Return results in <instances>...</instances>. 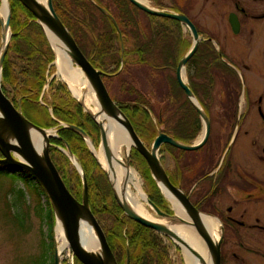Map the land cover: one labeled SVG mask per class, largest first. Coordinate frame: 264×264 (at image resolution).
<instances>
[{"label":"trees","instance_id":"16d2710c","mask_svg":"<svg viewBox=\"0 0 264 264\" xmlns=\"http://www.w3.org/2000/svg\"><path fill=\"white\" fill-rule=\"evenodd\" d=\"M149 1H153L157 8H165L164 0ZM9 5L11 37L1 70L3 93L14 107L36 126L45 129L57 128L59 139H53V144L61 148H64V143L67 144L82 168L87 183L89 208L105 235L116 263L125 264L128 251L129 264H171L168 247L164 242L166 238L129 220L123 214L115 201L106 175L88 151L82 137L59 125L63 123L76 126L89 137L93 135L90 131L98 133L95 123L71 97L66 86L55 78L48 81L54 54L42 27L17 0H9ZM52 6L85 58L94 68L105 74L102 80L111 99L127 117L142 142L150 144L157 133H165L164 125H167V122L166 119L163 121V109L168 102L165 84L168 86L170 119L172 117L177 121L180 108L184 105L187 111L186 119L191 118L192 112L194 123L198 122L197 112L189 105L174 76L169 77L164 69V18L140 11L129 0H52ZM99 8L104 9L114 19L116 26ZM212 52L210 48L202 53L204 65L202 64L199 71L203 76L209 72L208 60ZM45 85L47 89L43 91ZM235 87L239 88V85ZM191 88L198 96L205 113L209 114L216 103L213 85L191 84ZM232 104L235 107V100ZM174 124L178 125L177 122ZM188 128L190 130V127ZM197 128L198 126L193 129L192 135H183L179 126L173 127L171 134L177 141L185 144L187 142L183 140L184 137L191 135L189 137L191 138L196 135ZM207 147L209 148V142ZM164 150L162 145L159 153L162 154ZM171 150L178 156L185 157L189 154L174 147H171ZM49 156L67 190L80 202L81 179L68 158L57 148L50 149ZM178 156L177 166L180 162ZM132 157L143 169L142 177L149 188L148 198L160 210H166V213L170 214L150 177L145 161L135 149H132ZM178 170L177 168V173ZM17 173L21 176L0 172V178L13 177V183L19 181L39 200L38 215L47 226V233H41V244L50 254L52 260L50 264H53L52 209L41 185L26 171L17 170ZM192 177L193 181H189L187 192L197 180L201 178L211 180L207 176ZM180 180L178 173L176 181ZM15 191L13 194L15 202L20 206L26 205L24 191L19 189ZM24 214L27 219V213ZM14 222L20 227L24 226V218L19 214L14 217ZM75 264L81 263L75 259Z\"/></svg>","mask_w":264,"mask_h":264},{"label":"flooded vegetation","instance_id":"af4514ba","mask_svg":"<svg viewBox=\"0 0 264 264\" xmlns=\"http://www.w3.org/2000/svg\"><path fill=\"white\" fill-rule=\"evenodd\" d=\"M228 1L233 8L227 16L232 37L223 41L216 33L207 34L191 16L190 8L182 6V0L179 1L181 4L175 0H164L165 11L184 15L192 23L199 40L196 49L189 55L194 45L191 30L182 23L164 18L165 72L169 77L174 76L189 105L197 112L179 86V80L192 92L209 121V133L200 148L194 151L182 150L189 153L185 157L175 155L171 150L173 146L169 144H163L165 150L159 154L170 183L185 194L193 207L210 215L218 224L220 264H264V0ZM230 15L236 17L237 27L230 24ZM210 48L213 52L208 60L209 72L203 76L199 71L203 64L202 53ZM186 55L189 57L177 74L178 65ZM202 83L212 84L214 88L216 103L209 114L205 113L191 88V84ZM235 85H239V88ZM241 85L245 87L242 89ZM167 87L165 84L169 102ZM46 89L47 85L43 91ZM233 100L236 102L235 107ZM168 102L163 109V121L166 119L167 122L163 134L177 141L171 134V128L179 126L183 135H192L193 129L198 126L196 135L184 137L183 140L188 144L177 142L184 145L200 142L205 128L198 112V122L194 123L192 112L191 118L187 120V111L183 105L175 121L172 117L170 119L171 108ZM241 125L246 137L236 144V130ZM50 143V149L58 147L53 144V138ZM177 156L180 160L178 166ZM130 161L129 158V164ZM177 168L181 182L176 181ZM0 172L21 176L10 167H2ZM192 176H207L211 180L201 178L187 192L189 181H193ZM163 200L170 212L167 214H173L170 208L172 205ZM163 212L166 213V210Z\"/></svg>","mask_w":264,"mask_h":264},{"label":"water","instance_id":"95a60500","mask_svg":"<svg viewBox=\"0 0 264 264\" xmlns=\"http://www.w3.org/2000/svg\"><path fill=\"white\" fill-rule=\"evenodd\" d=\"M17 1L34 16L36 22L42 27L54 54L53 63H55V53L48 32L63 45V49L69 57L70 65H75L82 72L87 84L91 87L95 94L101 113L104 116L113 117L129 137L131 141V148H134L144 159L150 176L162 197L169 203L170 201L165 193H168L171 197H173V199L179 203L183 209L188 220L177 218L175 216V212L171 215L163 212L148 198V196L147 204L149 208L154 212L158 219H165L167 221V225L149 221L136 214L126 203L122 202L118 198L107 172L101 167L100 163L91 151V144L87 141V139H89L87 134L76 126L63 125V128H67L79 134L87 144L90 154L95 158L96 162L105 173L111 186L115 201L122 210L123 214L129 220L145 228L151 229L157 234L171 240L175 245L177 243H182L184 245L186 244L175 233L173 226L179 223L191 225L198 235L205 241L212 257V264H220V237L215 243L211 241L210 236L201 225L200 215L203 213L199 212L191 205L188 198L178 187H175L170 183L158 157L159 149L163 144H169L179 150L194 151L205 143L209 133V121L197 103L192 92L178 79L179 86L185 91L187 98L195 107L204 124V136L200 142L192 145H184L175 141L166 134L159 132L153 139L151 146L147 148L135 133L127 117L111 99L102 80V76L105 74L94 68L93 65L85 58L66 27L57 17L52 6V0H46L45 5H41L36 0ZM129 2L140 11L148 15L158 18L173 19L186 25L191 30L194 37V45L189 55L192 54V51L196 49L199 40L195 28L184 15L151 8L135 0H129ZM99 10L103 14L107 15L113 25L116 26L114 19L108 15L104 9L99 8ZM10 14L11 10L8 3L6 20L3 22L0 19V154L2 156V159H0V168L10 167L14 170L26 171L41 185L46 194L54 217L53 242H55V246L57 244L56 228L59 226L69 250L79 263L117 264L100 225L91 213L88 204L87 183L85 175L82 171V168L77 163L76 158L71 153L69 147L64 143L65 150H59L68 158L71 165L80 176L82 183V197L80 202L77 201L67 190L49 156V150L52 146L50 139H58L56 134L57 131L54 130L52 132L50 129H43L30 122L19 110L14 107L12 102L5 96L1 89L2 63L11 37L9 26ZM229 22L233 27L238 26L236 17L233 15L229 16ZM188 57L189 56L186 55L180 61V64L177 68V74L179 73L180 66L185 63ZM76 101L83 108L82 102H79V100ZM86 114L97 126L99 131L100 145L105 151L107 161L110 162L111 152L107 142V133L109 129V124L106 122L107 120L104 118L102 123H98L89 111H86ZM33 133L39 134L42 137L43 145L40 150H38L35 146L33 141ZM127 163L129 166V155L127 157ZM82 221H86L91 226L99 245V252L87 250L81 244L80 226ZM55 246L53 251V264H60L62 253L60 252L59 254ZM125 264H129L128 251Z\"/></svg>","mask_w":264,"mask_h":264},{"label":"bare ground","instance_id":"6f19581e","mask_svg":"<svg viewBox=\"0 0 264 264\" xmlns=\"http://www.w3.org/2000/svg\"><path fill=\"white\" fill-rule=\"evenodd\" d=\"M36 1L41 5L46 4V0ZM135 1L150 7L145 0ZM7 10L8 0H0V19L3 22L6 20ZM48 34L55 53L56 69L62 77V80L71 87L75 96L81 99L87 110L93 115L98 123H102L105 118L107 120L106 122L109 124L107 142L111 152L110 162L107 161L105 151L101 145L97 148H94L90 144L89 145L93 155L96 157L101 167L107 172L118 198L122 202L126 203L139 216L152 222L167 225V221L165 219L160 220L156 218L150 211L147 204V196L143 191L140 178L135 170L128 166L127 157L131 149V141L129 137L113 117L104 116L101 113L95 94L87 82H85L87 86L84 87V92L81 91V87H78L76 91L73 89L75 88V85L80 84L78 83V80L81 81V84L84 83L85 80L83 81V74L79 68H74L70 65L69 57L64 51L63 45L57 41L54 36L52 37L49 32ZM33 141L37 149L40 150L43 145L42 137L39 134H34ZM165 194L172 205L175 216L177 218L188 220L179 203H177L168 193ZM200 221L203 229H205L207 234L210 236L211 241L215 243L220 237L218 224L211 216L204 213L200 215ZM173 230L186 244H176V246L180 249V255L184 264H212V257L205 241L198 235L191 225L179 223L173 226ZM56 239L57 252L60 254V252L64 253L66 251L65 254H61V256L66 255L69 248L62 236L59 226L56 228ZM80 240L83 247L87 250L99 252V245L95 234L91 226L86 221H82L80 226Z\"/></svg>","mask_w":264,"mask_h":264},{"label":"rangeland","instance_id":"374dc122","mask_svg":"<svg viewBox=\"0 0 264 264\" xmlns=\"http://www.w3.org/2000/svg\"><path fill=\"white\" fill-rule=\"evenodd\" d=\"M151 8L158 10H163L157 8L153 1L145 0ZM180 0H175V2L180 3ZM9 3V0H8ZM228 0H182V6L184 5L190 8V14L194 19L199 22V25L207 32V34H217L223 41L232 37L229 32L227 25V16L230 12L233 11L232 5L229 4ZM181 4V3H180ZM163 6L164 5L163 3ZM164 10H167L166 8ZM74 68H77L75 65H72ZM64 84L67 90L70 92V95L74 96L76 100L82 102L81 99L75 96V93L66 82L62 80V77L59 75L58 70L56 69L55 63L52 64L51 73L48 81H51L52 77ZM84 78V79H83ZM84 83L81 84V81L78 80V85H75L73 88L75 91L81 87V91L84 92L87 85L85 84L86 79L83 76ZM53 79V78H52ZM248 84V83H247ZM242 89L245 87L241 85ZM146 89V88H145ZM51 92H49L50 94ZM154 101V100H153ZM84 111H88L85 105L82 102ZM91 107V105H90ZM93 107V106H92ZM204 124H202L203 126ZM52 130H57L56 127L48 128ZM160 130V128L158 127ZM243 125L240 126L236 137V144L245 139ZM93 134L87 141L94 147L97 148L100 145L99 133L95 134L93 131H90ZM235 132V133H236ZM88 148L87 144L85 143ZM147 147H150L151 143H146ZM89 150V149H88ZM131 149L129 152V158L131 159V168L135 170L138 174L143 191L147 196L148 187L145 180L142 177L143 169L139 166L140 163L133 161V158L130 157ZM161 159V158H160ZM162 160V159H161ZM164 163V162H163ZM72 166V165H71ZM73 167V166H72ZM165 167V166H163ZM74 168V167H73ZM13 177L5 176L0 178V264H43V257L45 253V264H50V254L42 246V236L41 233H47V226L43 222L42 217L38 215V199L33 194V192L28 188L22 186V184L17 181L15 183ZM23 190L26 200V205L20 206L15 202L14 191ZM16 192V191H15ZM41 204L43 202L41 201ZM170 206V204L168 203ZM23 207V208H22ZM172 209V206H170ZM150 209V208H149ZM154 214V212L150 209ZM24 212L27 213V219L24 217ZM20 215L24 218V226L20 227L14 222V217ZM174 214V211H173ZM155 215V214H154ZM156 217V215H155ZM157 218V217H156ZM165 245L168 247V254L171 264H184L181 255L180 249L170 240H164ZM55 242H53V251H54ZM56 247V246H55ZM66 252V251H65ZM62 253V254H65ZM71 253V252H70ZM66 257L65 255H62ZM72 256V258H71ZM69 261L62 262L60 264H69L72 260V264H75V257L71 254ZM52 261V260H51ZM52 264V263H51Z\"/></svg>","mask_w":264,"mask_h":264},{"label":"built area","instance_id":"2783aa9c","mask_svg":"<svg viewBox=\"0 0 264 264\" xmlns=\"http://www.w3.org/2000/svg\"><path fill=\"white\" fill-rule=\"evenodd\" d=\"M70 252H71V251L68 250V253L65 255L66 257H64V256L62 257V256H61V261H62V262H66V261H67V263H68V261H69L68 258H70L71 254H72V253H70ZM71 258H72V256H71ZM69 264H72V260H70V263H69Z\"/></svg>","mask_w":264,"mask_h":264}]
</instances>
